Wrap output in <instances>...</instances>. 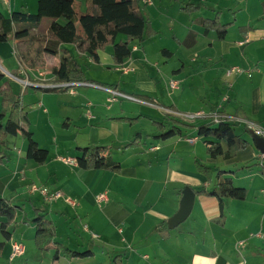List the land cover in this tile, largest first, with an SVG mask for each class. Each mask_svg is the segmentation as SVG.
<instances>
[{"label":"crops","instance_id":"0c3cea01","mask_svg":"<svg viewBox=\"0 0 264 264\" xmlns=\"http://www.w3.org/2000/svg\"><path fill=\"white\" fill-rule=\"evenodd\" d=\"M38 1L0 0V11L6 17L19 11L36 14ZM173 1L200 6L199 12L185 15L191 24L185 28L189 29L184 31V39L174 35L183 42L190 31L197 33L196 44L184 46V62L178 59L181 68L171 63L176 57L174 51L155 45L156 37L137 51L132 48V57L121 65L114 61L112 46L99 51L98 64L74 46H63L79 62L87 79L95 82L87 84L101 88L115 85L118 92L133 99L118 97L111 101L112 96L104 89L86 85L46 92L43 87L24 88L21 83H11L16 94L22 96L34 140L48 150L49 156L43 166L27 159L28 142L20 136L9 138L7 149L0 146V153L5 151L6 155L0 164V197L20 208L0 264H13L19 258L30 262L39 257L52 259V264H248L247 259L242 260L247 253L255 264L258 254L264 252V165L257 160L259 147L240 124L237 132L252 143L250 147L230 160L212 159L207 142L213 140L198 136L199 126L209 124L216 114L249 120L264 128V0H258L261 5L254 23L250 17H243L249 13V3L242 9L245 5L238 8L233 0ZM222 1L226 2L222 7L213 6ZM152 4V0H142L141 7ZM218 13L222 24H233L223 41L216 32L206 36L204 29L194 24L195 19H214ZM167 21L172 23L171 19ZM165 49L172 53L171 58L161 53ZM58 65V57L47 55L43 67L29 70L22 78L33 84L54 85L52 70ZM19 67L15 42L0 44V74L4 76L0 87ZM236 67L250 72L251 77H228L227 72ZM41 73L43 78L39 77ZM183 73L182 103L183 98H171L174 90L170 84ZM48 76L53 83H47ZM176 82L180 90L182 82ZM133 94L149 96L175 109L146 103ZM1 108L0 97V113ZM171 111L202 116L186 122L194 128L183 129L180 137L155 138L159 133L153 122L177 119ZM139 116L145 118L135 125L118 120ZM135 140L134 147L126 148ZM87 146L110 147L109 156L121 164V172L81 169L76 162L79 148ZM196 162L215 173L230 172L234 185L248 190L247 199L225 200L226 222L220 226L213 222L221 214L218 199L198 195L186 222L157 233L156 227L178 212L186 187L210 191L217 185L215 178L208 181L196 170ZM32 184L58 191L62 198L45 203L41 196L30 194ZM101 194H106V202L97 201ZM34 208L54 222L56 243L91 255L55 260V245L46 253L39 252L35 226L30 223L36 216ZM25 234L30 235L27 243L21 239ZM14 244H21L25 251L11 262Z\"/></svg>","mask_w":264,"mask_h":264},{"label":"trees","instance_id":"16d2710c","mask_svg":"<svg viewBox=\"0 0 264 264\" xmlns=\"http://www.w3.org/2000/svg\"><path fill=\"white\" fill-rule=\"evenodd\" d=\"M83 4L85 5L84 10ZM180 4L182 5L181 11L185 14L192 15L200 11V6L193 3L184 2L182 4L180 2ZM195 24L204 29L206 36L210 32H216L221 41L226 39L228 31L233 25L222 24L219 13L214 19H197ZM157 34L150 18L141 7L140 0H39L36 14L19 11L6 17L0 11V44L14 41L15 56L20 63L19 70L12 75L22 78L29 70L43 67L47 55L58 57L59 65L52 70L55 84L95 83L87 79L76 58L63 48L65 45L74 46L80 54L89 55L92 61L97 64L100 63L99 51L112 46L114 61L121 65L132 57L134 46L142 47L146 41L153 39ZM122 36L125 39H122ZM196 39L197 33L190 31L183 42L175 40L179 45L190 48L196 44ZM134 42L138 44L134 45ZM161 53L166 57H172L169 50H162ZM20 69L23 72H20ZM3 77L0 74V79ZM12 82L14 81L9 78L8 83L4 87H0L2 105L0 146L7 149L8 139L20 136L28 142L26 158L43 166L48 159L49 152L34 140L33 134L29 130L30 119L22 96L16 94L11 85ZM102 87L116 90L115 85H103ZM68 89L71 87H43V91L46 92ZM133 97L149 104L166 107L149 96L133 94ZM166 108L175 109L173 106ZM218 115L220 116L219 123H215L214 116H212L209 124L199 126L198 136L213 140L207 142L208 154L212 159L230 160L236 156L237 152L247 149L252 143L244 139L243 135L238 134L237 128L240 124L230 116ZM144 118L139 116L118 120L135 125ZM153 125L159 133L155 138L162 140L180 137L183 134V129L194 128L180 119H172L163 123L153 122ZM169 127L170 129H168ZM243 131L249 134L253 144L257 145L254 140L256 136L246 126H243ZM135 142L136 140L126 148L134 147ZM79 151L81 154L76 162L81 169L116 174L121 172V164L109 156L110 147L87 146L79 148ZM5 159L6 155L3 151L0 153V164ZM196 170L206 176L208 181L216 179L217 185L212 190L193 189V191L196 196L207 195L218 199L221 214L218 218L213 219V222L224 226L226 222L225 200L245 201L248 197V190L235 186L230 172L217 171L215 173L211 167L200 162H196ZM19 210L20 208L12 204L11 201L0 197V235L2 237L0 256L5 250L6 244L12 240L13 233L10 228L15 224ZM34 211L36 216L30 223L35 226L34 241L39 252L46 253L51 245H55L57 247L54 254L55 260L61 256L74 259L87 258L91 255L90 252L79 253L56 243L54 222L47 218L45 212L37 208H34ZM155 231L161 234L168 232V222H162Z\"/></svg>","mask_w":264,"mask_h":264},{"label":"rangeland","instance_id":"374dc122","mask_svg":"<svg viewBox=\"0 0 264 264\" xmlns=\"http://www.w3.org/2000/svg\"><path fill=\"white\" fill-rule=\"evenodd\" d=\"M154 1V4L152 5H147L144 6L145 11L148 14V17L150 18L151 22L154 23V25L158 28V30H160L161 32H159L155 37V42H156V46L157 45H161L163 48H167V49H171L172 51H174L176 53V57L174 58V60L171 62L174 64H176L178 66V68H181V64H178V59H182L184 62V46L183 45H179L176 40H178L174 35H176L179 38H183L184 39V31L188 29H185L186 27H188L191 24V21L189 20V17L185 18V15H189V14H184V12L181 11V4H175L173 0H152ZM142 0H140V5H141ZM231 2H234L236 7L240 8L241 5H245L242 7V9L246 8V4L249 3V13L245 12L247 15H244L243 17H250L252 20L251 23H254V21H256L257 17H258V10H259V5H261V3L258 0H249L247 2V0H233ZM185 3H188V1H186ZM224 3L226 2H217V3H213V6L218 5L220 7H222L224 5ZM182 4H184V1H182ZM198 5V4H197ZM184 6V5H183ZM263 8V5H262ZM207 17V16H205ZM172 20V23H168V19ZM194 19V18H193ZM197 19L194 20V24L195 21ZM197 26V24H195ZM173 29V32H171ZM176 39V40H175ZM179 41V40H178ZM39 77H44V73H41L39 75ZM48 82L47 83H53V78L52 76H48ZM178 79V78H177ZM176 81H181L182 84L180 86V90L176 91L174 90V92L171 95V98H183L182 99V103L184 102V73L182 76H180V78ZM31 83V82H30ZM33 84V83H32ZM35 86H39L42 87V83H36L33 84ZM30 87H33L32 85H30ZM183 90V91H181ZM184 111V110H183ZM183 113L184 112H180ZM35 184H32L31 186H33ZM31 188V187H30ZM30 192V190H29ZM31 194V192H30ZM15 225V224H14ZM13 225V226H14ZM13 226L10 228V230L13 233ZM21 239L27 243L28 241H30V235L25 234L24 236H21ZM0 241H2V237L0 235ZM10 252V251H9ZM9 252L7 254H9ZM11 255H12V250H11ZM10 255V257H11ZM249 254L247 253V256L244 255L242 256V260L245 261V259H247L248 264L252 263V259L251 257L248 256ZM243 261V262H244ZM261 261H264V252L258 254V260L255 264H260ZM0 262H3V259H0ZM52 264V259L49 258H45V257H39L37 259L31 260L30 262L27 260H24L23 258H19L16 262H14L13 264ZM263 264V262H261ZM12 264V263H10Z\"/></svg>","mask_w":264,"mask_h":264},{"label":"built area","instance_id":"2783aa9c","mask_svg":"<svg viewBox=\"0 0 264 264\" xmlns=\"http://www.w3.org/2000/svg\"><path fill=\"white\" fill-rule=\"evenodd\" d=\"M133 50L137 51L138 46H134ZM20 72H23V71L20 69ZM234 74H237V75L246 74L248 77H251L250 72H247V71L242 70V69L237 68V67L232 68L227 72L228 77H231ZM8 77L11 80H13L14 82L21 83V85H23L24 88L30 87V85L35 86L32 83H30L29 81L22 79L21 77H17L15 75L9 74ZM84 85L90 86V87L101 88V86H93L92 84H87V83H68V84H54V85L42 84V87H44V88H58V87L74 88V87L84 86ZM170 88L172 90H177L179 88L178 82L173 81L170 84ZM101 89H104L105 91H107L112 96L111 101H115L116 98H118V97L133 99L132 97L126 96V95L118 92L117 90L108 89L105 87H102ZM171 114H173V116H175L177 119L182 120L183 122H190L191 120H194V119L202 116V114H200V113H197L194 115H189V114H183V113H178V112H174V111H171ZM231 118L233 120H235L238 124H242V125L246 126L247 129L251 133H253L254 135L264 139V128L262 126L256 124L255 122L249 121V120H243V119H238V118H234V117H231ZM214 119H215V123H219L220 116L218 114H216V115H214ZM257 160L261 163V165H264V154L260 152ZM64 161L68 164L72 163L71 160H64ZM30 192L32 195H40L43 198L45 203H52V202L62 198V194L60 192L52 190L46 186L33 185L30 188ZM97 201L99 203L106 202L107 201L106 194L99 195L97 197ZM24 251H25L24 247L21 244H14L12 246V255L10 257V261L13 262L16 258L22 256L24 254Z\"/></svg>","mask_w":264,"mask_h":264},{"label":"water","instance_id":"95a60500","mask_svg":"<svg viewBox=\"0 0 264 264\" xmlns=\"http://www.w3.org/2000/svg\"><path fill=\"white\" fill-rule=\"evenodd\" d=\"M254 140L259 147L260 152L264 154V139L256 136ZM195 200L196 194L194 191L190 187H186L183 191V197L181 199L178 212L170 220H168L169 229L174 230L186 222L193 211Z\"/></svg>","mask_w":264,"mask_h":264}]
</instances>
